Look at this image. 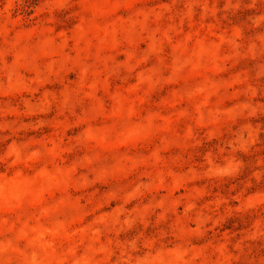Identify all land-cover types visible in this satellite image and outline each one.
<instances>
[{"label": "rangeland", "instance_id": "obj_1", "mask_svg": "<svg viewBox=\"0 0 264 264\" xmlns=\"http://www.w3.org/2000/svg\"><path fill=\"white\" fill-rule=\"evenodd\" d=\"M0 264H264V0H0Z\"/></svg>", "mask_w": 264, "mask_h": 264}]
</instances>
